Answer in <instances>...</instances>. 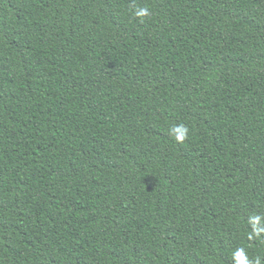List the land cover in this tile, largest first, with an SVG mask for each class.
<instances>
[{"label":"trees","instance_id":"trees-1","mask_svg":"<svg viewBox=\"0 0 264 264\" xmlns=\"http://www.w3.org/2000/svg\"><path fill=\"white\" fill-rule=\"evenodd\" d=\"M238 251L264 264V0H0V264Z\"/></svg>","mask_w":264,"mask_h":264},{"label":"clouds","instance_id":"clouds-1","mask_svg":"<svg viewBox=\"0 0 264 264\" xmlns=\"http://www.w3.org/2000/svg\"><path fill=\"white\" fill-rule=\"evenodd\" d=\"M140 14L143 15L144 13L142 12ZM236 256H237V259L241 262V264H246V262L243 259V257H244L243 251H238L236 253Z\"/></svg>","mask_w":264,"mask_h":264}]
</instances>
